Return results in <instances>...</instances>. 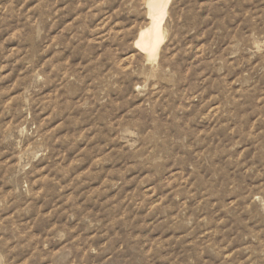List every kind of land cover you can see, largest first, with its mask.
Here are the masks:
<instances>
[{
	"label": "rangeland",
	"instance_id": "1",
	"mask_svg": "<svg viewBox=\"0 0 264 264\" xmlns=\"http://www.w3.org/2000/svg\"><path fill=\"white\" fill-rule=\"evenodd\" d=\"M0 0V264H264V0Z\"/></svg>",
	"mask_w": 264,
	"mask_h": 264
},
{
	"label": "bare ground",
	"instance_id": "2",
	"mask_svg": "<svg viewBox=\"0 0 264 264\" xmlns=\"http://www.w3.org/2000/svg\"><path fill=\"white\" fill-rule=\"evenodd\" d=\"M171 0H150L148 2V24L139 34L136 49L148 60H154L164 40L163 25Z\"/></svg>",
	"mask_w": 264,
	"mask_h": 264
}]
</instances>
